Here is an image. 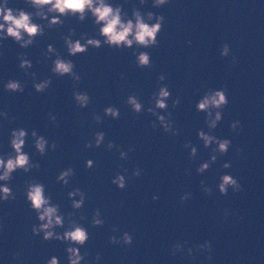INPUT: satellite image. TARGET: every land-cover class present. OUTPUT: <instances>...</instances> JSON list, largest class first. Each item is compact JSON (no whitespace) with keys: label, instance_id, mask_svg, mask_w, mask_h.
<instances>
[{"label":"water","instance_id":"water-1","mask_svg":"<svg viewBox=\"0 0 264 264\" xmlns=\"http://www.w3.org/2000/svg\"><path fill=\"white\" fill-rule=\"evenodd\" d=\"M106 2L113 7L121 5L122 19L132 18L133 6L142 16L147 11L163 15L158 45L142 48L134 43L117 49L102 44L69 56L62 39L69 35V29L74 30L73 40L85 33V38L103 41L90 13L83 21L61 17L62 24L45 26L44 34L25 48L11 38L0 40V112L6 113L0 116V155L12 151L8 141L13 128L35 129L56 144L55 150L46 146L45 154L40 155L33 147V138L26 137L22 150L39 163V168L27 173L17 169L8 181L15 199L0 201V264H44L53 255L59 264H67L64 242L45 241L31 232V225L38 221L25 199L28 180L41 182L51 202L59 205V212L65 217L74 213L72 219L87 230L88 240L78 247L88 255L80 264L85 260L87 264H264V0H169L158 8L152 6V0L143 4L140 0ZM0 4L32 12L33 22L46 25V19L36 17L26 0H0ZM154 19L147 21L145 17L148 23ZM223 43L230 48L227 56L219 54ZM48 44L56 51L45 57ZM134 50L148 52L150 66L137 67ZM18 53H26L32 65L28 72L35 73L37 82L50 78L45 91L34 90L32 77L18 67ZM57 53L73 61L79 81L50 71ZM159 74L164 75L163 81H157ZM9 79L23 83L24 90H5ZM161 84L170 92L167 111L176 135L165 133L158 123L153 127L155 116L143 110L135 113L125 103L129 94H135L144 108L149 107L151 94ZM220 88L225 90L228 103L210 134L229 139L231 145L198 174L196 168L209 159L215 145L205 147L197 137V129H209L205 113L197 111L195 104L206 90ZM74 90L87 92L90 102L86 107L75 104ZM176 97L179 103L173 108ZM108 105L119 109L118 118L104 115ZM157 111L163 114L165 110ZM49 113L55 115V123L49 120ZM93 113L101 122L93 120ZM234 120L240 121L237 131L229 128ZM97 131L105 133L104 141L99 147L86 148L85 143L92 141ZM109 140L119 149H108ZM185 141L197 148L194 158L190 159L189 149L183 147ZM130 145L135 150L128 152L127 159H120L119 150L126 151ZM88 159L93 161L91 168L85 167ZM225 161L230 163L227 169L221 167ZM68 166L73 175L64 185L56 176ZM137 166L143 170L141 175L131 177ZM186 169L190 174H185ZM117 172L126 177L123 189L111 183ZM223 173L236 178L241 191L229 188L227 194H220L216 185ZM200 181L211 187L210 195L203 192ZM77 187L85 193V200L80 209H73L67 192ZM185 192L191 196L181 203ZM153 195L158 198L153 200ZM97 208L104 221L100 226L90 223ZM113 226L118 231L113 232ZM124 231L132 236L131 244L109 243V236ZM205 240L211 243V260L195 249V259L183 251L170 254V245L177 241H187V247ZM14 253H19V259H13ZM96 253H100L99 261L94 260Z\"/></svg>","mask_w":264,"mask_h":264},{"label":"clouds","instance_id":"clouds-1","mask_svg":"<svg viewBox=\"0 0 264 264\" xmlns=\"http://www.w3.org/2000/svg\"><path fill=\"white\" fill-rule=\"evenodd\" d=\"M34 9V15L39 17L41 20L46 19V25L35 23L32 20L33 13L27 12L22 8H10L0 4V40L11 38L15 43H17L21 48H25L31 45L34 38L38 35L44 34V27L52 28L54 26L63 23L61 17L74 16L78 21H83L85 19L86 13H90L94 17L93 23L99 25L98 34L103 37V41L93 37L85 38L86 34L81 33L80 39H71L70 36L74 34L73 29H69V35L62 36L64 41L66 51L69 56L75 55L77 53H84L87 51L88 46L94 48H99L103 45L114 48H128L134 43L141 46L142 48H148L158 45L157 35L162 28V23L164 21V16L158 13H153L152 11H147L144 16L135 7H132L131 16L129 19H122L121 5L116 4L113 7L106 0H26ZM169 0H152L153 7H161L168 3ZM143 4L144 0H140ZM46 8V11L44 10ZM52 13L53 15H48ZM58 14V15H56ZM123 15H127L124 13ZM147 21H153L148 23ZM25 35L27 38H25ZM81 39H84V43H81ZM191 43V41H187ZM56 50L53 48L52 44L46 45V51L43 55L48 57L49 53H53ZM230 48L227 43H223L220 46L219 54L221 56H227L229 54ZM19 59L18 67L24 70L26 76L32 77V86L36 92H43L49 86L51 80L50 78H44L39 82L35 79L34 72H28L31 68V61L26 59V53H18ZM135 63L137 67H148L151 64L149 53L146 51L136 52L134 50ZM235 56L232 57V62L235 63ZM75 65L72 60L63 58L59 53L55 55L52 59L50 71L57 76H64L67 74L72 78L73 81H79L80 75L75 72ZM165 79L163 74L157 76V81H163ZM4 88L10 92H22L24 90V85L18 80L9 79L4 84ZM74 102L77 106L83 108L90 102V97L85 91H73L72 93ZM170 97V92L167 85L161 84L157 91H154L150 96V106L144 108L142 103L139 101L135 94H129L126 97L125 103L129 105L135 113H140L142 110L151 113L156 117L155 122H151L153 127H156L158 123L161 129L165 133H171L172 135L177 134V130L172 127V120L170 119L171 113L167 111L168 104L167 100ZM179 103V97L172 100V107L174 108ZM228 99L223 88L220 89H208L204 94L198 99L195 104L197 111H202L205 113V124L209 129V132H205L202 129H197V137L202 140L205 147H209L214 144L215 147L211 148L209 159L199 163L196 168L198 174H202L206 171L210 164L215 162L217 159V154L223 155L227 152L231 141L227 138H218L210 134L211 130L215 129L217 123L222 119V110L227 105ZM165 110L163 114L157 111ZM103 113L105 116H110L113 119L119 117V109L115 106L108 105L104 107ZM0 116H6V113L0 112ZM48 118L50 121L55 123V115L49 113ZM92 118L97 123L101 122V117L93 113ZM240 126V121L234 120L229 123V128L233 131H237ZM31 136L33 138L32 144L34 149L40 154L44 155L47 149L55 150V142L49 143L48 140L43 135H38L35 129L30 130V132L24 128H13L10 130L9 135V145L12 149L11 152L0 155V181H5L4 184H0V201L15 199V193L12 188L8 185V181L12 178L11 174L17 169L23 170L25 173L31 168H39V163L30 160L28 153L23 151V147L26 142V137ZM94 139L92 141H87L85 147H99L104 141L105 133L102 131H97L93 134ZM108 149L116 147L119 149L118 145L109 140L106 144ZM183 147L189 149V158H194L197 153V148L191 145L190 141H185ZM134 146H129L128 149L119 150V158L125 160L128 158V152L134 151ZM236 153L239 154L241 149L237 147L235 149ZM85 167H93V161L88 159L85 161ZM222 168H229L230 163L225 161ZM128 170L124 168L123 173ZM140 167H136L132 170L131 177H139L142 173ZM122 172H117L112 178L111 183L116 185L118 188L123 189L126 186V177ZM185 174H190V170L186 169ZM73 175V168L68 166L59 171L56 176V180L64 185L68 184L69 177ZM129 177V179L131 178ZM202 190L205 194H211V187L200 181ZM219 193L224 195L227 194L229 188L233 192H239L242 189L241 184L228 173H223L219 177V182L216 185ZM67 196L70 199L71 207L73 209H80L85 200V193L80 188H72L67 192ZM190 193L185 192L180 196V201L183 203L185 200L189 199ZM78 197V199L74 198ZM158 197L156 195L152 196L153 200ZM25 199L28 202V206L36 214V220L38 223L31 225V232L33 235H40L42 240H57L64 242L66 244V260L67 264H80L82 260L88 255L87 252L81 253L78 246H83L89 238V234L85 227L79 224L76 220L72 219L74 213L69 212L67 217L63 213L59 212V205L51 202V196L45 194L44 185L35 180L25 181ZM225 215L228 214V210L225 209ZM81 219L85 217L81 215ZM65 219H67V227L65 225ZM90 223L94 226H100L104 223L100 215V209H94L92 213V218ZM57 227H63L62 232H57L55 229ZM113 232L118 231L116 226L112 228ZM109 243L112 244H123L129 245L132 242V236L127 231L122 232L119 236L111 235L109 236ZM187 241H177L170 245L169 251L171 255H175L177 252H186L187 256L191 259H195V252L206 253V259L211 260V243L205 240L203 243L193 244L191 246L184 247L187 245ZM100 253H96L94 256L95 261L100 260ZM13 259H19V253L13 254ZM44 264H59L58 257L53 255L49 257ZM85 264L87 261L85 260Z\"/></svg>","mask_w":264,"mask_h":264}]
</instances>
